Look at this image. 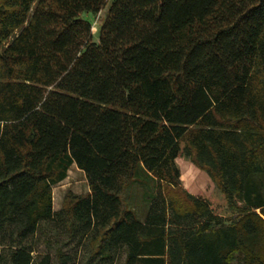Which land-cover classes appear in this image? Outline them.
Returning <instances> with one entry per match:
<instances>
[{"label":"trees","instance_id":"trees-1","mask_svg":"<svg viewBox=\"0 0 264 264\" xmlns=\"http://www.w3.org/2000/svg\"><path fill=\"white\" fill-rule=\"evenodd\" d=\"M108 3L0 0V264H264V0Z\"/></svg>","mask_w":264,"mask_h":264},{"label":"rangeland","instance_id":"rangeland-1","mask_svg":"<svg viewBox=\"0 0 264 264\" xmlns=\"http://www.w3.org/2000/svg\"><path fill=\"white\" fill-rule=\"evenodd\" d=\"M112 0H109L110 4ZM107 8H104L97 14L93 13H85L84 17L91 21L92 23V32L94 35V39H98V30L104 18L105 12ZM194 170L188 169L184 170V175L182 177L183 183L189 187V189L195 192L197 195L200 193L193 188L192 176ZM69 190L75 193H86L89 191V185L87 178L84 172L79 169L76 164H73L68 171L67 177L62 180L61 182L57 183L53 187V204L54 209H60L64 195ZM155 192L154 183L149 181L148 179H137L132 183V185L128 189V193L126 195L127 202L129 203L130 207L133 208L140 220H145L147 211L149 209L151 199L154 196L153 193ZM213 206V208L220 212L222 211V207H224V201L220 200L219 197L215 195H206ZM65 239V237H64ZM1 252V247H0Z\"/></svg>","mask_w":264,"mask_h":264}]
</instances>
